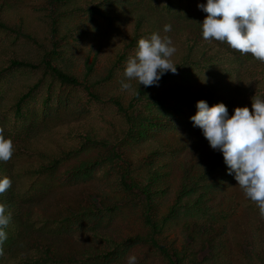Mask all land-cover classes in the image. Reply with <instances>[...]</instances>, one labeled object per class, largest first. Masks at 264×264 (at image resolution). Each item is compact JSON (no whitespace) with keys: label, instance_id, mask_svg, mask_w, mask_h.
<instances>
[{"label":"trees","instance_id":"16d2710c","mask_svg":"<svg viewBox=\"0 0 264 264\" xmlns=\"http://www.w3.org/2000/svg\"><path fill=\"white\" fill-rule=\"evenodd\" d=\"M113 5L112 0H42L28 21L22 16L19 23L0 12V31L11 38L10 45H0V84L22 76L11 95L0 96V129L13 142L11 160L17 155L35 157L16 173L15 166L8 172L5 161H0V178L13 182L14 175L54 174L63 167L74 177L102 172L110 179V188L86 192L83 204L67 206L57 218L44 222H85L94 232L113 213L129 208L139 212L143 232L115 239L96 231L94 237L106 244L94 249L78 246L73 255L70 251L63 256L47 237L29 233L32 211L13 204L20 196L11 186L0 194V203L11 213L7 239L0 244V264H103L137 246L162 264H264V216L228 173L222 152L212 149L190 120L200 99L209 106L223 102L229 116L237 106L247 105L251 111L252 97L264 95V62L226 42L205 40L201 26L205 12L198 6L197 14L196 8L191 12L181 1L167 0L162 6L140 1L117 14ZM110 7L114 12L107 14ZM83 15H87L83 22L103 17L112 29L118 20H133L123 47L100 73L96 55L91 61L86 57L80 68L73 60L71 32L82 33L81 28L85 32L80 24ZM165 24L172 26L170 32L163 31ZM110 32L98 31L103 39ZM154 32L173 37L176 52L171 59L178 64L177 72L164 74L158 86H139L132 80V89L122 91L130 52L136 51L140 38ZM18 38L24 48L16 44ZM57 84L82 89L89 102L108 107L104 124L84 120L68 126L61 137L50 127L42 134L27 132L21 121L25 104L41 86L53 89ZM12 119L21 123L13 136L4 132ZM180 224L186 244L177 247L167 235Z\"/></svg>","mask_w":264,"mask_h":264},{"label":"rangeland","instance_id":"374dc122","mask_svg":"<svg viewBox=\"0 0 264 264\" xmlns=\"http://www.w3.org/2000/svg\"><path fill=\"white\" fill-rule=\"evenodd\" d=\"M41 1L42 0H0V2L6 4L5 8L1 7L0 4V12L2 14L6 11L7 16L9 15L11 20L17 23H19L22 16L26 17L25 19L28 21L32 9ZM112 1L116 5H113V7L117 8V14L123 11L124 6L128 8L135 7L140 1L146 2V4L150 3L160 6L167 2V0ZM170 1L174 3L177 2V4H180L181 1V3L184 4V8L190 11L196 8L198 4L206 3V0ZM113 7L108 9L107 14H112V12H114ZM191 12H193V10ZM194 12L197 14L199 13L197 8ZM206 15L207 13L205 12L203 18H205ZM119 17L121 16L119 15ZM86 18L87 15L80 17V24L84 25L85 32L82 28V33L76 34V31L71 32L72 37L70 41L74 55L73 60L75 63H78V68H80L86 57L91 61L94 55H96L98 56L97 69L98 73H100L110 65L112 61L109 60L114 59L115 52L123 47V36L132 32L133 20H118L116 21L117 23H115L116 28L112 29L106 24V20L103 17L97 16L95 21L91 22L86 20L83 22ZM185 19L188 20V18ZM74 23H77V20L74 21ZM104 29L111 30L110 35L106 39L101 38L102 36L98 33L99 30L104 31ZM170 38L173 46H175L173 37ZM10 43L11 38L7 33L0 31V45H10ZM16 44L20 48L25 47V42L21 38L16 40ZM218 50L221 52L224 51L221 49ZM130 53L134 55L135 51H131ZM125 65L126 63L124 66ZM117 73L118 75L122 74L121 70H118ZM209 79L212 80L213 78L210 77ZM21 80L22 76L19 75L15 77L14 80H10V78L3 79L0 84L1 98L5 99V95H11V91H15V83L21 82ZM0 106L2 107L1 104ZM108 110L109 108H106V106L104 107L102 104L89 102L86 93L82 89L62 84L54 85L53 89H47L46 86L43 85L34 93L33 98L28 100L25 104L23 108L24 118H22L21 121H23L27 132L36 131L38 134H42L45 128L50 127L57 130L56 137H61L68 133V126L70 128L72 125L79 122L83 124L84 120H95L93 121L96 122L94 124L102 126L104 124L102 119L103 117H108ZM4 118H6V116ZM20 124L21 123L18 121L14 122V119H12L11 123L9 122V124L6 125L4 132H10L13 136V133L19 130L17 127L20 126ZM44 142L41 136L39 143L43 144ZM34 162L35 157L17 155L13 160L10 159L6 161L5 165L8 172H12L15 166L16 173L20 172L18 169L25 163H27L26 166H29ZM63 172H65V175ZM69 175L72 177H68ZM107 182H110V179L105 178L102 172L98 171V173H96V171H94L90 177L86 175L74 177V175L68 172L64 167L54 174L46 173L39 176L29 174L14 175L11 186L18 193L17 195L20 196V199L17 197L13 201L10 199L9 202L12 201L13 204L19 202L32 211L31 220H33V226H30L32 229L29 230V233L33 232L43 239L47 237L53 249L63 254V256H65V252L70 253V251L73 255L76 249H79L77 248L78 246L91 247L94 249L106 244V242L100 241L97 235L96 238L94 237L93 234L96 231L100 232L99 235L101 236L108 234L115 239L121 235L123 237L129 234L133 235L143 232V223L138 216L139 212L129 208H123L113 213L112 217L103 220L102 226L98 227L94 232L90 229L91 224H89L88 229L85 222H73L71 225H67L66 222H44V219L47 217L52 219L56 217L58 211L65 212L67 206L76 208L78 204H83L82 199H84L83 197L86 195V192L95 191L98 187L104 188L103 190L110 188V186H107ZM114 186L117 188V184ZM39 229L42 231H39ZM185 234L183 226L180 224L174 232H170L167 235V239L174 241V244L180 247L181 243L186 244L184 239ZM25 237H27V235H25ZM22 241L23 240H20V242ZM75 255L80 257L77 253ZM129 255H135L137 257V264H162L158 258L153 257L151 253L143 252L138 246L127 249L125 255L103 264H127V257Z\"/></svg>","mask_w":264,"mask_h":264},{"label":"clouds","instance_id":"9594fccd","mask_svg":"<svg viewBox=\"0 0 264 264\" xmlns=\"http://www.w3.org/2000/svg\"><path fill=\"white\" fill-rule=\"evenodd\" d=\"M197 6L207 13L201 23L205 40L226 42L231 49L264 62V0H206ZM171 27L165 24L163 31L170 32ZM175 52L167 35L154 32L140 38L135 54L126 61L121 90H131L132 80L139 86H158L164 74L177 72L178 64L171 59ZM196 108L190 117L193 127L201 129L212 149L222 152L228 173L264 216V95L252 97L251 111L247 105L237 106L231 116L223 102L209 106L200 99ZM13 151V142L0 129V161L11 159ZM11 183L6 176L0 178V194ZM10 221L11 213L0 203V244L7 239ZM127 264H137V257L129 255Z\"/></svg>","mask_w":264,"mask_h":264}]
</instances>
